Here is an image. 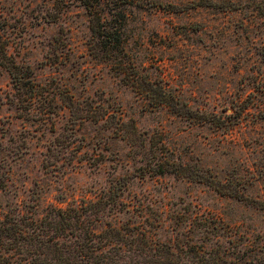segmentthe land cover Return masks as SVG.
<instances>
[{"label": "rangeland", "instance_id": "374dc122", "mask_svg": "<svg viewBox=\"0 0 264 264\" xmlns=\"http://www.w3.org/2000/svg\"><path fill=\"white\" fill-rule=\"evenodd\" d=\"M200 1L125 5L118 64L89 45L77 0H0V37L32 85L0 66V220L96 199L133 233L102 263L264 264V0ZM10 246L0 264H28Z\"/></svg>", "mask_w": 264, "mask_h": 264}, {"label": "trees", "instance_id": "16d2710c", "mask_svg": "<svg viewBox=\"0 0 264 264\" xmlns=\"http://www.w3.org/2000/svg\"><path fill=\"white\" fill-rule=\"evenodd\" d=\"M77 1L86 10L89 18L92 38L89 45L105 60L119 64L124 55L121 35L123 9L125 5L132 4L134 0ZM107 2L111 4L110 9L115 11L111 14V11L107 9L109 16L100 11L103 10L100 6L106 5ZM200 2L205 5L216 4L214 0H201ZM0 66L7 71L17 89L19 87L32 88V85L30 87L25 85L26 82H31L29 67L25 65L22 69L20 68L21 66L8 52L6 42L2 37H0ZM154 89L158 103L171 104L161 85H158V90ZM70 105L71 103L68 106ZM172 110L182 115H189L192 112L191 109ZM199 180L209 184L220 193L246 199L243 193L231 189L217 179L200 177ZM253 202L258 207H264V199H253ZM102 211L103 206L96 199L91 201L81 199L80 202L65 207H53L48 210V214L45 213L44 218L31 222L29 226L24 225L23 228L7 225L0 220V249L4 243L11 244L7 247L12 250L10 252H15L16 256H22L21 258L28 264H105L95 259L105 245L117 242L130 243L133 233L121 231L120 225L105 222L100 216ZM99 224H105V226L102 227ZM97 225L101 226L100 231L95 229ZM142 242L148 248V240L143 239ZM8 255L11 256V253ZM13 261L15 258L10 259L9 262ZM9 262L7 263L10 264Z\"/></svg>", "mask_w": 264, "mask_h": 264}]
</instances>
